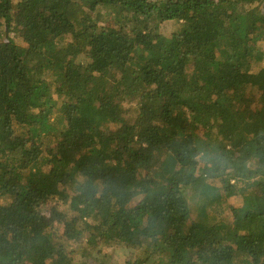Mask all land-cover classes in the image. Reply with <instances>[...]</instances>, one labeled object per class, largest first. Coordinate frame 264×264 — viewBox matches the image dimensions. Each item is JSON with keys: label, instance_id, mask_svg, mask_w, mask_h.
<instances>
[{"label": "trees", "instance_id": "trees-1", "mask_svg": "<svg viewBox=\"0 0 264 264\" xmlns=\"http://www.w3.org/2000/svg\"><path fill=\"white\" fill-rule=\"evenodd\" d=\"M259 1L0 0V264H264Z\"/></svg>", "mask_w": 264, "mask_h": 264}, {"label": "rangeland", "instance_id": "rangeland-1", "mask_svg": "<svg viewBox=\"0 0 264 264\" xmlns=\"http://www.w3.org/2000/svg\"><path fill=\"white\" fill-rule=\"evenodd\" d=\"M18 0H14V4H16ZM250 7H259L264 10V0H260L258 3H253V5H249ZM178 28L177 25L171 23L170 25L166 26L167 32H173ZM165 29V28H164ZM22 42V41H21ZM257 68V67H256ZM241 200L237 196H230V198L227 199L226 203L223 206L219 207V211L222 212V216L225 218L229 217V209L228 206H237L240 205ZM65 208L63 205L60 206V209L62 210ZM83 242L78 243L75 245L73 243L70 245L68 251H72V257L74 258V262H77L78 264L80 262H86L87 264H124L126 259L129 258L130 262H134L141 252L139 251H130L126 250L122 247L116 246L115 248L107 247V246H100L96 250H93V252L87 250L85 251L83 248H80L81 244ZM103 245V244H102ZM86 254L87 256H84ZM82 255V256H81ZM128 255V256H127Z\"/></svg>", "mask_w": 264, "mask_h": 264}]
</instances>
